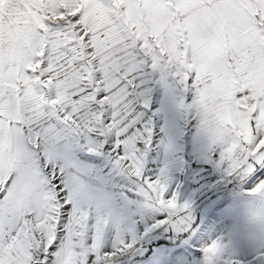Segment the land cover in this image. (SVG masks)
Masks as SVG:
<instances>
[{"label":"snow or ice","instance_id":"obj_1","mask_svg":"<svg viewBox=\"0 0 264 264\" xmlns=\"http://www.w3.org/2000/svg\"><path fill=\"white\" fill-rule=\"evenodd\" d=\"M0 6V264H243L196 201L264 229V0Z\"/></svg>","mask_w":264,"mask_h":264},{"label":"crops","instance_id":"obj_2","mask_svg":"<svg viewBox=\"0 0 264 264\" xmlns=\"http://www.w3.org/2000/svg\"><path fill=\"white\" fill-rule=\"evenodd\" d=\"M196 187L193 178L184 186L185 195H191ZM196 203L203 209L207 206L201 225L209 235L219 236L227 246L226 254L239 258L248 264L252 257L264 247V229L254 218L259 201L248 195L244 188L237 186L224 192L198 193ZM216 204L223 207L216 209Z\"/></svg>","mask_w":264,"mask_h":264},{"label":"rangeland","instance_id":"obj_3","mask_svg":"<svg viewBox=\"0 0 264 264\" xmlns=\"http://www.w3.org/2000/svg\"><path fill=\"white\" fill-rule=\"evenodd\" d=\"M0 7H2V6H0ZM0 20H2V16H0Z\"/></svg>","mask_w":264,"mask_h":264}]
</instances>
